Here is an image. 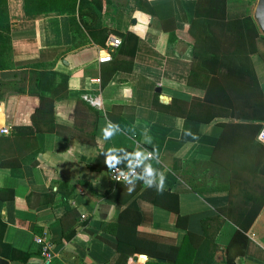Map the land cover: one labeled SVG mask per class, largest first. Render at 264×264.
Listing matches in <instances>:
<instances>
[{
	"label": "crops",
	"instance_id": "0c3cea01",
	"mask_svg": "<svg viewBox=\"0 0 264 264\" xmlns=\"http://www.w3.org/2000/svg\"><path fill=\"white\" fill-rule=\"evenodd\" d=\"M24 1L8 0V6L13 63L28 64L0 72V78L26 86L22 94L0 96V256L10 264H117L124 256V264L152 262L115 233L121 212L135 200L140 235L181 246L192 232L217 243L213 264H227L235 226L219 209L229 205L234 188L232 171L219 161L246 154L253 143L259 169L264 122L203 120L210 113L201 112L202 101L228 104L217 60L195 58L191 26L199 0H79L76 32L69 15H27ZM254 1L227 0V16L253 17ZM110 37L122 44L112 61L99 62ZM258 57L253 62L264 91ZM39 92L54 103L55 130L16 134L14 127L33 122ZM220 122L235 127L218 149ZM258 123L259 132H247L248 124ZM109 125L112 135L106 138ZM133 157L155 170L137 193L139 178L114 182L109 175L111 167L127 166ZM175 196L180 213L188 216L187 228L177 223L176 212L155 202L169 203ZM241 202L236 195L234 203ZM247 235L246 252L235 264H264V206ZM37 238L51 246L50 259ZM185 245L190 257L193 248Z\"/></svg>",
	"mask_w": 264,
	"mask_h": 264
},
{
	"label": "trees",
	"instance_id": "16d2710c",
	"mask_svg": "<svg viewBox=\"0 0 264 264\" xmlns=\"http://www.w3.org/2000/svg\"><path fill=\"white\" fill-rule=\"evenodd\" d=\"M78 1L25 0V12L27 15L48 12L67 14L71 20L72 30L76 32L77 29H81L78 14L81 13L82 9ZM226 8L227 0H199L196 16L191 26V33L194 37L195 58L201 59V61L207 57L217 60V76L224 88L226 97L224 101L228 104L219 106L202 101L201 112L210 113L207 117L204 115L203 120L210 122L216 117H232L251 120L255 123L264 122V91L253 62L254 55H259L264 61V35L260 33L252 16L229 18ZM12 39L8 0H0V72L15 70L16 68V70H19L25 63L28 64V62L13 63ZM34 65H32L33 68ZM36 81L38 84L41 82L40 76H37ZM25 87L22 83L19 84V80L16 82L0 78V96L22 94L25 92ZM39 94L41 104L33 116V122L29 125L14 127L16 134H33L38 131L55 130V126L52 124L54 122V103L49 101L50 99L46 97V94L40 92ZM39 117L44 121L40 122ZM220 125L224 130L218 149L222 148L226 139L232 135L235 127L232 122H220ZM258 125L259 123L254 126L248 124L247 132H259L260 125ZM253 145V143L248 144L246 154L242 156L227 154V156L223 155L225 161H219L232 171V185L234 188L233 192L231 191L229 205L219 209L228 219L229 224L232 222L235 226L234 233L227 245L225 259L227 264H235L238 257L244 256L248 242L247 232L264 206V194L261 193V188L264 185V163L258 169V163H255L257 155L252 153L251 150ZM4 163L3 160L2 164L4 165ZM145 169L146 167H139V183L134 193L139 192L144 182L151 178L147 176V179L144 180ZM134 193L129 198H132ZM236 195L241 197L242 202L240 204L234 203ZM155 202L157 204L161 203L166 208L176 212L178 214L177 223L187 228L188 216L180 213L177 196L171 198L169 203H162L157 200ZM141 221V213L136 201L133 200L121 212L115 228L118 241L132 246L136 254L143 253L149 256L171 259L174 261L171 264H213L215 262V252L218 245L213 240L188 232L185 243L188 242L193 248L189 257L185 253V249L188 247L185 243L178 246L140 235L138 226ZM0 226L3 228L2 220H0ZM0 236L2 237V231ZM25 257L24 255L21 256V258ZM125 258L126 256L121 257L117 264H124ZM147 264L169 263L148 262Z\"/></svg>",
	"mask_w": 264,
	"mask_h": 264
},
{
	"label": "built area",
	"instance_id": "2783aa9c",
	"mask_svg": "<svg viewBox=\"0 0 264 264\" xmlns=\"http://www.w3.org/2000/svg\"><path fill=\"white\" fill-rule=\"evenodd\" d=\"M122 44V39L118 37H110L109 39V47L108 50L104 53V55H101L98 57L99 62H109L113 60L112 52L115 48L119 47ZM96 105L100 104L99 100L93 101ZM3 132L8 133V129H3ZM259 140L264 144V123L262 125V128L260 130ZM148 158L152 157L151 153H148ZM142 165V160L139 157H133L130 161V163L125 166H113L111 167L109 171V175L112 181L114 182H123V181H130L134 180L139 177V167ZM37 242L43 243L42 247V254L47 257L51 258V246L49 243L45 242V238H37Z\"/></svg>",
	"mask_w": 264,
	"mask_h": 264
},
{
	"label": "water",
	"instance_id": "95a60500",
	"mask_svg": "<svg viewBox=\"0 0 264 264\" xmlns=\"http://www.w3.org/2000/svg\"><path fill=\"white\" fill-rule=\"evenodd\" d=\"M253 17L259 27L260 32L264 35V0H257L255 11L253 14ZM157 91L161 93L162 88L158 87ZM162 99H167L164 95L161 94ZM2 208V202L0 201V211ZM147 258L149 261L152 262H162V263H173V260L162 258V257H156V256H148ZM0 264H10V261L6 258H3L0 256Z\"/></svg>",
	"mask_w": 264,
	"mask_h": 264
},
{
	"label": "clouds",
	"instance_id": "9594fccd",
	"mask_svg": "<svg viewBox=\"0 0 264 264\" xmlns=\"http://www.w3.org/2000/svg\"><path fill=\"white\" fill-rule=\"evenodd\" d=\"M111 128H112V126L109 125V128L104 129V133H105V137H106V138H107V137H110V136L112 135ZM137 155L139 156L140 154L138 153ZM111 159L114 160L115 158L112 157ZM145 174H146L147 176H149V177H154V175H155V170H154L151 166H148V167H146V169H145ZM165 180H166V177H165L163 174H161V175H160V180H159V187H158V189H157L158 192H161V193L163 192V190H164V186H165ZM151 183H152L151 180L148 181L147 184H146V186H147V187L150 186ZM129 191L131 192V190H129Z\"/></svg>",
	"mask_w": 264,
	"mask_h": 264
},
{
	"label": "rangeland",
	"instance_id": "374dc122",
	"mask_svg": "<svg viewBox=\"0 0 264 264\" xmlns=\"http://www.w3.org/2000/svg\"><path fill=\"white\" fill-rule=\"evenodd\" d=\"M256 2H257V0H255L254 3H253V4H254V5H253L254 7H255V5H256ZM257 62H258V64H259V69H260L261 65L264 64V62H263L262 58H260V57L257 58ZM10 64H12V63L10 62ZM260 72H261V70H260ZM261 76H262V75H261ZM262 78L264 79V76H262Z\"/></svg>",
	"mask_w": 264,
	"mask_h": 264
}]
</instances>
